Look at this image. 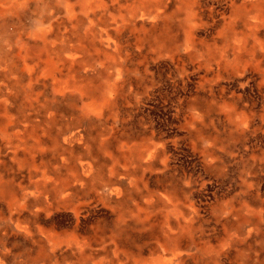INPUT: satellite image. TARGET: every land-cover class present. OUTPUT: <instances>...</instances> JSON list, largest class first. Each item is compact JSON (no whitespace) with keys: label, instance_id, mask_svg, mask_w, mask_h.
I'll list each match as a JSON object with an SVG mask.
<instances>
[{"label":"rangeland","instance_id":"rangeland-1","mask_svg":"<svg viewBox=\"0 0 264 264\" xmlns=\"http://www.w3.org/2000/svg\"><path fill=\"white\" fill-rule=\"evenodd\" d=\"M162 1L167 5L166 12L174 16L172 27L162 18H154L156 9L152 8L153 16L145 20L140 19L141 13H130L136 30L132 32L127 26L119 35L126 41L123 46L129 54L124 49L122 55L113 54L115 61L133 70L132 89L127 82L126 89L120 88L115 94L116 106L92 114V136L86 143L76 148L62 144L65 149L61 146L56 152L49 138L48 144L26 139L32 126L12 143L0 137V235L6 247L0 249L9 251L7 258L0 251V259L6 264H59L66 253L71 255L66 258L70 264H149L144 260L171 256L172 252L162 253L160 247L157 251L151 248L158 244L156 239L141 240L146 230L127 232L125 244L131 246L133 255L122 253L115 261L101 251L125 210L110 197L109 188L126 172L140 187L159 191L160 202L154 208L159 221L167 219L171 205L164 196L171 191L181 192L180 196L188 200L185 210L191 203L197 209L196 234L202 236L203 254L187 264H264V85L255 67L260 61L264 69V0ZM113 10L118 14L119 8ZM187 15L190 23L180 26ZM2 22L0 18V25ZM170 33L175 42L169 38ZM224 50L230 52V60L244 53L241 60L249 59L254 65L228 66V70L216 73L215 61ZM18 96L22 102L27 99L23 90ZM192 99H198L207 111L204 113L212 115L205 125L212 138H207L206 132L203 144L193 143L195 131L191 135L193 129L187 122L186 110ZM236 104L243 111L248 107L256 111L255 117L247 119L251 121L245 131L228 121L235 115L227 116L226 109ZM33 124L38 125L35 130L43 138L45 126L35 121ZM64 125L57 124L59 128ZM25 139L26 143L22 142ZM149 142L163 149L144 171L125 144L141 147ZM45 145L52 150H46ZM52 155L57 161L51 163L48 170L52 172H48L45 159ZM128 157L133 163L127 161ZM88 162L92 163L90 178L86 176L82 189V164ZM57 175L61 176L60 187L53 181ZM67 181V186L81 190L73 205L65 200L68 189L59 191ZM35 186L43 193L41 202L31 205L34 196L28 195L27 201L22 196L36 190ZM12 194L18 198L15 205L11 204ZM52 230L73 232L78 238L71 235L62 236V242L53 240L49 236ZM94 230L99 231L101 239L95 238ZM83 237L91 238L87 239L89 244ZM134 244L137 248L132 247ZM46 247L52 259L44 254Z\"/></svg>","mask_w":264,"mask_h":264},{"label":"bare ground","instance_id":"bare-ground-1","mask_svg":"<svg viewBox=\"0 0 264 264\" xmlns=\"http://www.w3.org/2000/svg\"><path fill=\"white\" fill-rule=\"evenodd\" d=\"M114 8H119L118 14L115 13ZM152 8L156 9L154 18H162L165 24H169L168 27H172L174 16L166 12L167 5L162 0H0V18L3 20L0 25V137L12 143L13 138L18 134L28 133L29 127L32 126L31 133L26 139L35 138L40 144H46L49 138V142L55 143L56 152L61 146V150L65 149L62 144L76 148L77 144L86 143L92 136L89 128L92 123V114L116 106L115 94L120 88L124 91L127 82L132 89L130 84L133 70L114 60L113 52L122 55L124 49L126 54H129L128 48L123 46L126 41L121 40L119 35L127 26L132 28V32L136 30L130 22L133 18L130 17V13L135 15L141 13L140 19L145 20L146 17L153 16ZM124 12L126 15L123 14ZM32 16H34L33 19ZM188 16L180 21V26L190 23V16ZM185 32L188 33L187 30ZM168 36L175 42L173 34L170 33ZM141 40L142 38H139V41ZM112 45L113 50L110 49ZM176 46L175 44L174 49ZM141 49H139L140 52ZM251 52L255 53L253 50ZM236 53L233 52V54ZM240 56L243 58L244 53H239L230 60V52L224 50V54L220 53L219 59L215 61L216 73L228 70V66L254 65L251 64L252 61H248L249 59L241 60ZM255 67L262 75L261 81L264 85V69H261L260 61L256 62ZM20 90H23L27 97L25 102H22L18 96ZM219 96L226 97L220 94ZM229 107L226 109V115L230 113L235 115L233 118L229 117L230 125L241 129L240 131L248 129L251 120L247 121V119L255 117L256 111L249 107V111L246 110L248 112L243 111L240 104ZM222 109L225 108L222 107ZM204 112L207 111L203 109L198 99H192L189 102L186 115L189 116L187 122L193 129L191 135L195 131L194 144L195 140L203 144L206 141V132L209 134L207 138H212V133H208L205 127L206 121L212 115ZM99 117H101L100 114ZM34 121L45 126L43 138L35 130L38 125L33 124ZM59 123H64V127L59 128L57 126ZM56 128L57 131L53 136ZM26 139L22 142L26 143ZM144 139L145 137L142 141ZM125 145L128 147L130 156L140 163L144 171L148 165L160 157L161 149H163L154 142L143 143L141 147H138L136 143L133 146ZM44 148L52 150L48 145ZM206 150L204 154L207 160ZM54 160H56L54 155L45 159L48 172L51 171L48 167L51 168ZM127 161L131 162L130 157ZM210 161L211 159L207 160V162ZM91 168V162L82 164L84 174L83 181L80 183L82 189L85 188L86 176L90 178ZM140 177L145 182L143 175ZM59 180L61 176L54 177L55 185H60ZM115 180L116 183L110 186L108 193L125 210L120 215V220L111 229L109 243L103 244L100 248L103 253L114 257L113 260L115 257L119 258L122 253L133 255L131 246L125 244L128 240L127 232L141 230L139 232L141 233L146 230L144 234L141 233V240L156 239L158 244L151 246L154 251L160 250V247L162 253L172 252V254L155 257L154 260H144L145 263L152 264L158 261L161 264H187L190 260L199 258V254H203L202 236L198 238L199 235L196 234L197 209L192 208V203L188 211L184 209V204L188 200L180 196L181 192L171 191L168 197L164 196L170 203L171 209L168 210L167 219L159 221L158 214L154 211L155 205L160 202L159 191L148 186L140 187L132 178L130 179L127 172ZM68 181L59 191L68 189L65 200L73 205L76 194L81 190L67 186ZM132 186L135 189H132ZM35 188L36 190H31V193H24L22 196V199L27 201L28 195H33L31 205L41 202L43 191L37 186ZM84 192L86 191L82 193ZM12 195L15 198L13 199L12 196L11 204L15 205L18 198L15 194ZM45 198L46 203H49L48 197ZM133 200L135 201L133 208L128 211ZM102 231L106 232V228L103 227ZM94 233L95 238H100L98 230H94ZM71 235L78 238V235L73 232L63 236ZM49 236L53 240L58 239L62 242L61 233L52 230ZM82 239H85V243L88 242L87 239L91 240L90 237ZM55 243L56 241H53L51 244L53 249ZM3 246L5 247L4 236L1 234L0 247ZM132 247L137 248V244ZM0 251L1 256L7 258L9 251L5 252L4 248ZM45 252L48 259H52L48 253V247ZM22 253L25 254V252ZM16 256H20L19 253ZM69 256L71 255L68 253L62 254L59 264L62 261L70 264L66 259ZM85 259L88 257L85 256ZM135 259L137 261L136 256ZM0 264L6 263L0 259Z\"/></svg>","mask_w":264,"mask_h":264},{"label":"crops","instance_id":"crops-1","mask_svg":"<svg viewBox=\"0 0 264 264\" xmlns=\"http://www.w3.org/2000/svg\"><path fill=\"white\" fill-rule=\"evenodd\" d=\"M69 205H71V204H69ZM61 235L63 236V235H64V232L61 233ZM16 243H17V242H14V246L16 245ZM64 262H65V261H64Z\"/></svg>","mask_w":264,"mask_h":264}]
</instances>
